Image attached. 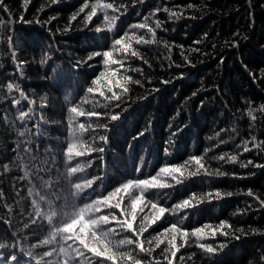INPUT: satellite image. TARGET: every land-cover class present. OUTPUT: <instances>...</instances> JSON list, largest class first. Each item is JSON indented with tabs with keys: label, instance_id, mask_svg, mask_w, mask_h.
<instances>
[{
	"label": "trees",
	"instance_id": "trees-1",
	"mask_svg": "<svg viewBox=\"0 0 264 264\" xmlns=\"http://www.w3.org/2000/svg\"><path fill=\"white\" fill-rule=\"evenodd\" d=\"M87 2L89 9L85 12L92 3L113 0ZM123 2L126 9L107 10L110 17H117L111 28L106 26L101 9H97L91 22L82 18L84 13H79V9L85 0H58L56 3L3 0L0 3V243L6 245L0 248V264H13L9 259L13 254L19 264H36V260L40 264H65L66 260L68 264H135L136 260L140 264H264V206L256 199L258 196L264 200V167H240L241 162L248 160L264 164V151L252 144H248L250 151H243L244 141L250 137L255 136L257 143L264 140V114L255 112L256 120L245 114L249 102L253 108L264 105V0ZM164 7L182 15L169 18V13L162 10ZM157 8L161 11L153 15ZM77 13V19L71 20ZM146 16L149 25L155 28V21L159 20L161 28L155 31L156 43L137 44L139 36L145 40L152 38L147 28L131 27L144 22ZM124 33H127L124 43L131 44L129 53L125 57L123 52L113 50V58L124 60L123 67L119 64L105 66L99 57L82 62L92 51L110 50L111 42ZM120 47L117 45L116 49ZM131 50H139L143 59L131 56ZM137 68L142 72L129 70ZM127 76L133 81L140 80L141 84L126 80ZM94 79L99 83L93 85ZM9 83L19 90L13 87L9 92ZM90 86L96 91L88 93ZM109 87L121 96L120 101L106 99L112 95ZM125 87L128 88L126 94ZM101 91L104 96L100 95ZM14 100L20 103L13 104ZM74 106H78V111H95L100 116L78 117L69 111ZM29 108L32 119L21 122L20 113ZM114 114H119L120 118L109 120ZM80 123L88 130H79ZM101 124H106L107 129L98 127ZM70 125L72 131H77L79 140H73ZM25 130L27 135L19 136V132ZM101 135L108 136L106 144L98 139ZM27 140L31 141L29 146L36 162H47L40 175L51 181L50 187L41 185L26 154L31 183L29 179L21 180L23 171L19 167L18 153L22 154ZM70 143L73 154L85 152L69 164L82 163L85 171L70 179L100 178L91 189L73 198L78 206L102 199L129 179L149 178L161 167L182 165L192 156L204 157L201 162L206 168H220L227 175L208 176L203 169L198 175H189L198 168L191 162L182 169L184 176L176 174L183 181L181 184H175L171 177H159L174 187L145 192L134 210L131 200L139 195V190L131 188L112 198L113 204L123 198L121 209L102 207L99 212L90 210L85 215L87 220L115 213L120 221L132 222L134 211L133 226L137 232L141 226L147 227L142 236L133 235L110 216V223L100 225L99 229L88 225L81 233V225H77L72 233H61L53 239L52 226L47 224L43 206L41 217L36 218V224H31L35 215L32 200L37 198L36 192L47 193L46 198L53 199L58 212L53 224L59 219L60 209L69 214L76 211L67 206L66 198L70 191L77 190L70 188L63 178L57 179L65 173L66 148ZM17 144L21 146L19 149ZM99 146L105 149L102 153L91 150ZM224 153L238 155V162L211 159ZM89 162L91 167H88ZM33 185L35 191L29 195L28 188ZM249 189L253 196L246 194ZM217 190L222 195L229 192L232 195L205 200L175 215L165 213L148 227L158 211V208L152 209L150 201L158 207L170 208L193 193L201 199V194ZM144 216H148V220L145 221ZM181 217H186L182 224ZM65 219L71 222L69 217ZM225 221L232 226L223 227L229 235L217 231L213 237L211 230ZM172 223L189 230L186 243L177 232L172 241L175 247L171 246L169 242L174 233L163 230ZM205 225L211 228H205L204 238L191 235V230ZM238 228L244 231L235 232V236H239L235 239L232 234ZM103 231H109V236L105 238ZM76 235L90 248L104 252V256L97 257L78 241L62 238ZM129 238L143 242L150 254L141 252L137 244H119ZM44 239L50 243L42 244ZM159 241L163 243L156 247ZM201 243L211 244L217 250L207 253L199 247ZM61 247L64 252L60 251ZM77 247L83 255L72 251ZM166 247L169 249L167 259L162 254ZM29 251L35 260L28 256ZM46 251H52V255L42 257ZM173 251L175 257L171 256ZM108 255H113L114 260L106 259Z\"/></svg>",
	"mask_w": 264,
	"mask_h": 264
},
{
	"label": "snow or ice",
	"instance_id": "snow-or-ice-1",
	"mask_svg": "<svg viewBox=\"0 0 264 264\" xmlns=\"http://www.w3.org/2000/svg\"><path fill=\"white\" fill-rule=\"evenodd\" d=\"M2 2H3V0H0V3H2ZM56 2H58V0H52V3H56ZM25 3H27V0H25ZM126 7H127V5L123 2V0H120L119 3H117V0H113V2H111V3H99V2L92 3L90 10L85 12L86 9H89V3L87 2V0H85V3H83L79 9V13H84V16L82 18L86 22H91L92 18L97 15V9H101L104 11L103 20L106 22V26L108 28H111L117 17H110L107 13V10L112 9L113 12H120V10L122 8L126 9ZM188 7L191 8L193 6L188 5ZM162 10L169 13V18H173V17L179 18V16L182 15V13H178L176 11H170L167 7H164ZM159 11H161V9L157 8L152 14L155 15ZM79 13H77L76 15H73L71 17V20H76L77 15H79ZM148 19L149 18L146 16V17H144V22L139 23V24H133L131 26L132 28H139V29L147 28L148 32L152 33V38L149 40H145L143 36H139L136 39L137 44H140V43H144V44L156 43L155 31H156V29L161 28V22L159 20H156L155 21V28H153L151 25L148 24ZM97 31H101V29L97 28ZM124 36H127V33H124L123 36L112 41L111 46H110V50L92 51L88 54L86 59L82 62L87 63L89 61H92L94 58L99 57V58H101V61L105 66L119 64L121 67H123L124 66V60L123 59L118 60V59L113 58V50L121 51L125 54V57L127 56V54L129 53V50L131 49V44L130 43H124ZM117 45H119L121 47L119 49H116ZM165 47H168V45L165 44ZM131 56L143 59V57H141L139 55V50H131ZM13 59H15V53L14 52H13ZM145 63H147V61H145ZM177 67H179V65H177ZM129 70L142 72V69H139V68L129 69ZM103 75H104V73H100V76H103ZM113 75H115V71H113ZM126 80L132 81L133 83H135L137 85L141 84V81L138 79L133 81L131 76H127ZM168 82L169 81H162V83H168ZM98 83H99L98 79H94L92 81L93 85H96ZM13 87H17V89H18V86H14L11 83L7 84V88L9 90V92L13 89ZM94 91H96V89H94L91 86L87 88L88 93H93ZM108 91L112 92L111 87L108 88ZM127 92H128V88L125 87L124 93L126 94ZM20 95L24 96V93L22 91H20ZM100 95L104 96V92L101 91ZM194 95H195V93H194ZM25 99H27V98L25 97ZM106 99L120 101L121 96L115 92H112V95L110 97H106ZM19 103H20L19 100L13 101V104H19ZM31 103H34V101H32ZM102 107H107V105H103ZM116 107L119 108L120 104L117 103ZM69 111L76 113V115L78 117H83L85 115H87L89 117H92V116L99 117L100 116V113L95 112V111H89L87 113H85V111L82 109L78 111V106L71 107L69 109ZM257 111H259L261 114H264V105H259L258 107L253 108L251 106V102H249L248 107L245 110V114L251 120H256L257 117H256V115H254V113ZM30 112H31V108H29L27 111H22L19 115V120L21 122H25L26 118H27V120H31L32 116L29 115ZM108 118L111 121H116L120 118V116H119V114H114V115H110ZM33 126H35V125H33ZM89 127H91V125H89ZM98 127H102V128L107 129L106 124L98 125ZM78 129L83 130V131L88 130L85 128V125L83 123L79 124ZM26 135H27V130L19 132V136H21V137H24ZM70 135L73 137L74 141L80 139V137L77 135V131L71 130V125H70ZM139 135H143V133H140ZM92 139L94 140L96 138L93 137ZM98 139L100 141H103L105 144L108 142V136L107 135H101L98 137ZM256 139L257 138L255 136H252V137H250L249 140L244 141L243 151H250L251 150L248 147V144H252L253 147L258 148L261 151H264V140L259 141L257 143ZM221 143H224V141H221ZM30 144H31L30 140L25 141V146L22 149V154L18 153V158L20 161L19 167H21V169L23 171V176L21 177V180L29 179V183H31V179H30L31 172H30V170H28V164L25 163V154H26L27 158L32 163V168L36 172V178L39 179V182L41 183V185L44 187H50L51 181L45 180L43 178V176L40 175V173L43 171L42 166L47 162L42 161V162H39V164L36 162V157L32 155V149L29 146ZM20 147L21 146L19 144L16 145L17 149H19ZM91 150L95 151V152L102 153L105 149L103 146H99V147H96V148L91 149ZM211 150L212 149H209L208 151H211ZM83 155H85V152H83V151H76L73 154V144L72 143L68 144L67 148H66L67 163H65V165H64L65 173L62 175V177H57L58 180L60 178H63L64 180H66L68 182L70 188H74L77 190L76 192L70 191L69 197L66 198L67 206L75 209L76 211L69 214L67 212H64L63 209H60L59 210V219L56 221L55 224H53V218L57 217V215H58L57 206L53 203V199L46 198L48 196L47 193H45L44 195H41L39 192H36L37 198L32 200V207H33V212L35 213V215L33 216L32 220H31V224L37 223L36 218L41 217V209L43 206L46 209V211L44 212V217H46V219H47V224L52 226L51 231H50V235L53 239H55V237L61 233H72L77 225H81V227H80L81 233L84 232L85 227H87L88 225L94 226L95 228L99 229L100 225H106V224L110 223V216H111L112 220H115L118 223H120V225L122 227H124L125 230L131 231L133 233V235H135V236H142L143 232L147 231V227L141 226L139 232H137V230L133 226V222L136 219L134 211L132 214V222H129L127 219L120 221L119 218L115 215V213H109L107 215H100V216H97L94 218L90 217L87 220H85V215L90 210L94 211V212H99L102 207L103 208L121 209V203L123 201V198L121 197L115 204H113L111 202L112 198L118 196L122 191L127 192L131 188H135V189L139 190V195L133 197L131 200V207L134 210L137 207V205L141 202V198L144 197L145 192H147L149 190H164V189L174 187V184L169 183L165 179H159V177H161V176L171 177V179L173 181H175V184H181L183 181L181 179H179L176 176V174L179 173L181 177L184 176V172L182 171V169L185 168V166L190 164L191 162H195V164L198 166V168L196 169V171L190 172L189 175H193V176L198 175V174H200L201 169H203L204 174H206L208 176L227 175V173L222 172L220 170V168H216L213 170H209L208 168H206L205 164L201 162L204 159V157L192 156L188 160H186L184 162V164H182V165H165V166L161 167L155 175H153L149 178L136 179V180L129 179V180H127L126 183L122 184L119 187H116L113 191L108 192L102 199L98 198V199L92 200L91 202H85L82 204V206H78L74 202L73 198L79 197L81 195V193H83L85 191V189H91L93 187V184L95 183V181L100 179L98 176L91 178V179L87 178L86 176H84V177L77 176L76 180L70 179L76 173H78V172L82 173L85 171V165L82 163H77L75 166H69L70 162L72 160H74L77 156H83ZM211 159H214L217 161H225L227 163H237L238 162V155L224 153L221 155H215V156L211 157ZM250 165L253 167H264V164H255L252 160H248L247 162H241L240 163V167H244V168H247ZM88 167H91V162L88 163ZM34 191H35V185L28 188L29 195H32ZM246 194L248 196L254 195V193L250 189L247 191ZM223 195L231 196L232 193L229 192V193H226ZM223 195L217 190L215 193H212V192L203 193V194H201L202 198L197 199L196 194L193 193L190 195V197L188 199H183L181 202L172 205L170 208H166L164 206L158 207L157 203L150 201L152 209L158 208V211L154 215L153 219L151 220V224L148 225V227H150L151 225H154L158 220L163 218L165 213L175 215V214H178L181 211H184L186 209L194 208V207L198 206V204L203 203L205 200H209L212 198L222 199ZM55 198L60 199L59 196H56ZM256 199L260 201V204L262 206H264V200H260V198L258 196L256 197ZM69 200H71L70 203H69ZM193 201H195V203H193ZM141 211H143V209H141ZM29 215L32 216L33 214L29 213ZM65 217H69L71 219V222H68L65 219ZM71 217H75V218H71ZM185 218L186 217H181L180 224L183 223V220ZM143 219L145 221L148 220V216H144ZM225 225L229 228L232 227L230 224H227L226 221L221 222L220 227L214 228L211 230L212 236L214 237L215 233L217 231H220L223 235L228 236L229 233L223 231V227ZM27 226L28 225H25V227H27ZM205 228H211V226L205 225L204 227L195 228V229L191 230V235L198 237V238H204L206 235ZM163 231L164 232L172 231L174 233L172 235L171 241L169 242L172 247H175V244L172 243V241H175V239H176L175 233H177V232H179L185 238V243L187 242L186 238L189 235V230L178 227V225L176 223H172L168 229H164ZM243 231H244L243 228L235 229L233 231V234H232L233 238L239 239V236H235V232H241L242 233ZM253 231H256V230L253 229ZM109 234H110L109 231H103L102 232V235L105 238L108 237ZM95 235H96V233L93 232V236H95ZM62 238L73 239L74 243L76 241H78L80 246H82L84 249H87L89 252L93 253L97 257L104 256V252L97 251V249L95 247L90 248L88 243H86L85 240L80 235H76L74 238L72 236H67V237H62ZM41 243L46 245V244L50 243V241L48 239H44L41 241ZM148 243H151V240H149ZM160 243H163V241H159V243L156 244V247H159ZM119 244H121V245H123V244H129V245L137 244V246L141 252H149V254H150L149 249H146L144 247V243L139 242L138 240H134V239L129 238L126 240L119 241ZM5 246H6L5 244L0 243V248L5 247ZM199 247L202 248L207 253H215V251L217 250L211 244L201 243V244H199ZM221 247H223V245H221ZM154 250L155 249H152L151 251H154ZM176 250L178 251L179 249H176ZM60 251L64 252L65 249L63 247H61ZM72 251L75 252L77 255H83V253L80 252L79 247L73 249ZM168 252H169V249L167 247L162 250V254L165 255L166 259H167V253ZM51 255H52V251H46V252L42 253V257L43 256H51ZM175 255H176L175 251L171 252L172 257H175ZM28 256L32 257L35 260V257L33 256L32 252L29 251ZM73 258H75V257H73ZM9 259L13 262V264H19L16 255H14V254L11 255L9 257ZM106 259L114 260V256L108 255L106 257ZM129 259H132L131 255H129ZM262 259H264V257H262ZM36 264H40V261L36 260ZM65 264H68L67 260L65 261ZM135 264H140V261L136 260ZM169 264H171V262H169Z\"/></svg>",
	"mask_w": 264,
	"mask_h": 264
}]
</instances>
